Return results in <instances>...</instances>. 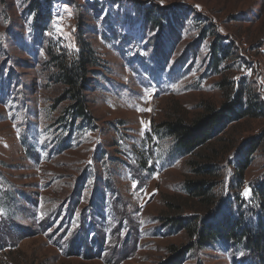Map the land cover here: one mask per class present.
<instances>
[{
	"label": "rangeland",
	"instance_id": "obj_1",
	"mask_svg": "<svg viewBox=\"0 0 264 264\" xmlns=\"http://www.w3.org/2000/svg\"><path fill=\"white\" fill-rule=\"evenodd\" d=\"M138 3L188 12L174 35L144 24ZM30 4L0 0V264H168L191 244L172 219L196 205L188 154L163 126L219 107L239 82L264 102V0H52L41 31ZM216 35L234 49L217 71ZM79 40L99 58L86 95L91 125L65 124L71 102L49 57ZM249 143L258 148L241 179L234 161ZM190 159H210L213 191L249 210L264 179V114L229 124ZM84 230L81 256L70 245ZM246 251L212 244L177 264H245Z\"/></svg>",
	"mask_w": 264,
	"mask_h": 264
},
{
	"label": "trees",
	"instance_id": "obj_2",
	"mask_svg": "<svg viewBox=\"0 0 264 264\" xmlns=\"http://www.w3.org/2000/svg\"><path fill=\"white\" fill-rule=\"evenodd\" d=\"M41 5L37 0H31L29 10L35 13L34 29L41 31L45 29L46 20L50 16V5L52 0H45ZM137 14L140 20L148 27L157 29L159 32L169 30L170 34H178L177 27L183 14L187 9H154L143 4H137ZM49 20V19H48ZM176 24V25H175ZM161 29V30H160ZM203 31L206 29L203 28ZM210 47V63L215 71L220 63L234 55L231 43L224 42L226 39L216 35ZM50 61L58 70L57 80L66 88L65 94L69 97V103L64 110L65 124H74L76 120L92 124V115L86 99L89 88L90 72H94L99 66V58L91 46L78 41V49L67 53L64 51L49 52ZM241 82L231 87L230 94L219 107H206L195 118L189 121L176 120L165 123V132L174 138V150L182 155H187L186 163L193 169L194 176L187 179V198L194 201L196 207H188L192 212L188 217H177L172 219L176 228L184 230L191 244L181 251L188 252L192 248L203 249L212 244H232L233 247H243L249 254L242 257L241 261H250L253 264H264V179L253 186L250 204L246 206L249 210L233 208L234 198L225 199L213 191L212 178L216 175V166L211 161L204 160L202 164L194 163L191 156L200 154L202 148L208 142L219 136L229 124L242 119L260 118L264 114V102L259 99L255 92L249 91V85L241 86ZM222 90L226 82L219 81ZM258 147L249 143L238 148V155L235 158L237 177H243L244 171L249 166L251 156ZM31 149V147H30ZM28 153V152H27ZM191 169V170H192ZM238 185V184H237ZM237 200L239 197L235 196ZM98 206V205H97ZM86 232V234H85ZM89 235L87 230L80 231L70 245L75 252L82 251L87 247ZM90 243L96 240L91 237ZM81 248V249H80ZM71 252V250L69 251ZM178 258L168 264H177ZM98 255V252L96 253ZM240 261V262H241ZM245 263V264H247Z\"/></svg>",
	"mask_w": 264,
	"mask_h": 264
},
{
	"label": "snow or ice",
	"instance_id": "obj_3",
	"mask_svg": "<svg viewBox=\"0 0 264 264\" xmlns=\"http://www.w3.org/2000/svg\"><path fill=\"white\" fill-rule=\"evenodd\" d=\"M245 195H247V190H246V192H245Z\"/></svg>",
	"mask_w": 264,
	"mask_h": 264
}]
</instances>
